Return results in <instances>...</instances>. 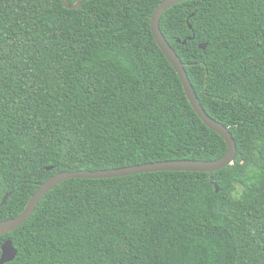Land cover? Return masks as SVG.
<instances>
[{"label":"trees","instance_id":"1","mask_svg":"<svg viewBox=\"0 0 264 264\" xmlns=\"http://www.w3.org/2000/svg\"><path fill=\"white\" fill-rule=\"evenodd\" d=\"M81 1L0 0V220L56 172L226 151L154 39L162 0ZM159 27L236 143L219 190L207 172L67 179L0 235L5 264H264V0H185Z\"/></svg>","mask_w":264,"mask_h":264},{"label":"water","instance_id":"2","mask_svg":"<svg viewBox=\"0 0 264 264\" xmlns=\"http://www.w3.org/2000/svg\"><path fill=\"white\" fill-rule=\"evenodd\" d=\"M185 0H162L154 9L150 18V28L157 45L160 47L165 57L175 69L182 83L186 97L191 104L194 111L197 113L202 122L211 130L219 134L226 144L225 153L214 160H192V159H178V160H163L154 161L142 164H134L119 168L99 169V170H74V171H60L49 176L43 181L38 188L32 193L26 202L23 209L14 217L0 220V235L7 234L20 225H22L34 212L36 206L41 198L57 184L71 178H112L124 176L129 174L143 173V172H156V171H193V172H207L209 174V182L214 186L215 191L219 190L217 183L213 180V173L225 166L232 164L236 154V143L231 135L229 129L221 122L215 120L206 113L198 97L191 85L184 64L176 54L175 50L171 47L168 41L163 36L159 20L161 15L171 6ZM66 8L77 9L81 6L82 1L76 0L70 4L66 0H61ZM180 42V40H177ZM186 39L182 40L184 44ZM206 44H199V48L204 49ZM50 169V167H48ZM5 194L1 200V205L6 201L8 195ZM0 264H5L12 261L17 253L16 248L13 246L11 239L6 238L1 244Z\"/></svg>","mask_w":264,"mask_h":264}]
</instances>
